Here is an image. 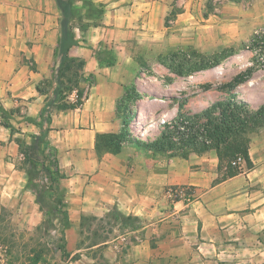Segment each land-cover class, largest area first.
I'll list each match as a JSON object with an SVG mask.
<instances>
[{
	"label": "crops",
	"instance_id": "crops-1",
	"mask_svg": "<svg viewBox=\"0 0 264 264\" xmlns=\"http://www.w3.org/2000/svg\"><path fill=\"white\" fill-rule=\"evenodd\" d=\"M94 2L106 5L105 13L83 38L75 28L79 42L69 56L84 60V76L93 75L95 81L81 82L86 89L81 106L48 110L44 116L50 119L40 126L43 109L55 99L66 57L60 48L63 15L57 0H0V100L11 106L24 103L18 116L25 119L21 125L32 132L29 135L45 130L58 149L62 171L70 158V168L87 182L85 192L66 197L68 251L80 253L76 263L84 264H264V127L251 133L253 166L241 164L237 174L226 177L216 150L184 158L129 147L97 156L96 134L119 128L115 109L126 90L123 76L116 74L123 68L121 57L131 62L141 54V34H148L151 26L141 17L142 0ZM103 43L116 55L113 66L97 59L96 48ZM4 128L1 140L12 143L10 129ZM172 187L191 192L174 199ZM21 198L0 197V204L16 206ZM29 199L20 204L26 215L34 210ZM104 214L112 219L131 216L139 225L115 224L118 234L83 244V216ZM39 218L38 223L44 219Z\"/></svg>",
	"mask_w": 264,
	"mask_h": 264
},
{
	"label": "rangeland",
	"instance_id": "rangeland-1",
	"mask_svg": "<svg viewBox=\"0 0 264 264\" xmlns=\"http://www.w3.org/2000/svg\"><path fill=\"white\" fill-rule=\"evenodd\" d=\"M66 1L70 2V13L75 17L72 24L86 27L84 23L88 20L84 15L90 9L89 1ZM73 3L77 4L75 8ZM142 7L141 17L148 21L147 27L150 25L151 28L148 34H141V54L131 62H126L128 57L122 56L124 71L116 72L123 76L126 84L125 94L118 100L115 109L119 123L116 132L123 131L125 134L123 149L152 150L141 143H150L169 135L170 130L165 124L179 117H194L198 121L194 130L199 132L194 135L195 140L202 141L205 139L200 133L202 127L200 130L198 127L207 119L203 111L217 102L243 100L251 112L264 106V57L258 54L264 48V0H152L144 1ZM77 13H80V19ZM98 22L92 20L91 23ZM109 50L112 49L107 43L96 48V52L102 51L101 56L106 59ZM215 58L220 60L219 64L194 70L201 62L208 64V59L211 60L210 65ZM23 60L24 57L21 62ZM249 67H252V75L231 88L229 84ZM75 70L76 67H73L71 71H66V79H75ZM90 78L91 82L95 81V77ZM50 103L52 106L48 110L55 111L57 101L52 99ZM23 105L11 106L8 101L0 100V197L18 198L22 195L16 206L0 204V264H84L76 263L80 253L71 255L68 251L67 256L63 255L61 214L58 211L53 212L55 216L50 224L43 226L41 221L38 223L39 217L41 220L44 217L43 207L47 203L39 198V194L50 187L51 182L46 171L48 161L39 149L28 151L30 159L27 161L20 152L19 144L23 147V143L30 145L33 141L29 135L32 132L21 125L25 119L18 118ZM216 113L219 114V111ZM3 121L15 126L12 143L8 139L1 140L5 129ZM260 127L264 126L247 133L250 140L251 133ZM188 137L187 142L182 143L179 136H174L172 147L152 151L162 157L174 155L184 158L192 153L217 152L214 146L205 152H197L190 145L193 139ZM69 159H65L68 168L61 181L68 198L78 196L81 190L85 192L87 186V182L79 179L81 173L70 168ZM236 163L232 162L233 165ZM225 165L223 173L226 172ZM29 169L33 174H28ZM11 175L12 180L9 178ZM24 185L26 188H23ZM30 191L34 196L29 194ZM26 197H31L28 202L31 207L34 206V210H28L27 215L20 209ZM46 197L50 198L51 194ZM119 223L135 227L139 225V220L123 215L117 219H112L110 214L84 215L80 227L82 243L88 245L118 234L119 227L115 230L114 226ZM73 241L71 237V246ZM96 254L99 253L96 251Z\"/></svg>",
	"mask_w": 264,
	"mask_h": 264
},
{
	"label": "trees",
	"instance_id": "trees-1",
	"mask_svg": "<svg viewBox=\"0 0 264 264\" xmlns=\"http://www.w3.org/2000/svg\"><path fill=\"white\" fill-rule=\"evenodd\" d=\"M86 1H89L90 9H87L84 15L85 19L87 18L88 21L84 23L86 27L83 28V25L72 24V22L75 21V17H73L74 15L70 13V2H67L66 0H57L63 15L60 20L62 35L60 48L61 52L66 56L64 65L60 69L59 81L55 91V99H53V101H57L56 107L58 110L74 109L81 106L85 96V87H82L81 82H83V80L91 82L90 77H94L93 75H89L88 77L84 76V60L69 56L71 47L79 42L75 28H79L81 37L83 38V34L90 26L97 25L99 23H91L92 20H99L103 17L106 10L104 4L96 3L94 0H84L83 2L85 3ZM72 6L75 8L77 4L73 3ZM82 6H85V4L83 5L82 3ZM80 13L76 14L79 19L81 18ZM258 54L259 57H264V48H262ZM96 55L101 65L104 64L106 66H113L116 64L117 58L112 50L106 52L107 59L101 56L102 51L97 52ZM210 61L208 59V64ZM219 62L220 60L218 58H215L210 65L204 61L197 65L194 70H202L208 68L211 64L212 66L213 64H219ZM73 67H76V70L73 72L74 74L72 73L75 79L70 77L66 79V71H71ZM252 72V67H249L245 73H240L232 81V83L229 84V86L233 88L246 81L252 75ZM74 90L77 92L76 99H72L71 97ZM246 106V101L239 99L236 101L228 100L226 102H217L212 107L203 111V115L207 119L202 124H198V129L200 130V127H202L200 133L204 135L205 138L202 141L195 140L196 138L194 134H198L199 131H197V129L194 130V128L198 121H195L194 117H179L172 123L165 124V127L170 130L169 135H163L161 138L150 143L142 142L141 145L155 151H160L166 147H172L175 144V141L173 140L174 136H179L180 142L185 143L187 142V135H189L188 138L193 139V141H190L192 142L190 145L197 152H205L212 146L217 149L219 169L223 171V165L226 163V172L224 171L223 177L237 174L241 169V165L237 163L236 165H233L232 162H236L238 157L242 156L245 159L247 168H251L253 166L249 153L250 138L247 136V133L258 126H264V106L256 112H251ZM46 108L43 109V114L40 116V126L44 125L45 119H50V116H44L46 111H48ZM217 111H219V114L216 113ZM2 125L10 129V139H12L15 126L9 121H3ZM188 129L189 132L187 133ZM30 136L33 141H31L30 145H25L23 143V147L19 144L20 152L24 154L25 160L27 161L30 159L27 155L28 151L39 149L48 161L46 171L49 174V180L51 182V186L45 190H41V195L39 194V198H42V201H47L46 206L43 207L44 219L41 224L43 226L47 223L50 224L55 216V214H53L55 210L61 214L60 223L62 225V248L64 250L63 255L67 256L69 252L67 249L66 230L70 227L71 221L66 201L67 191L61 185V181L64 179L65 173L61 168L58 149L49 142L47 132L45 130H42L39 134H31ZM124 140L125 134L123 131L98 132L96 134L95 143L97 156L101 158L105 153H120L124 147ZM207 141H209V143ZM28 174H33V171L29 169ZM49 193L51 194V197L47 198L46 196H48Z\"/></svg>",
	"mask_w": 264,
	"mask_h": 264
},
{
	"label": "built area",
	"instance_id": "built-area-1",
	"mask_svg": "<svg viewBox=\"0 0 264 264\" xmlns=\"http://www.w3.org/2000/svg\"><path fill=\"white\" fill-rule=\"evenodd\" d=\"M71 97H72V99L77 98L76 90L73 91ZM236 162L239 164L246 163L245 159L242 156L238 157ZM190 192H189V189L186 187H172L169 189V193H170L171 197H173L175 199L185 198L190 194Z\"/></svg>",
	"mask_w": 264,
	"mask_h": 264
}]
</instances>
